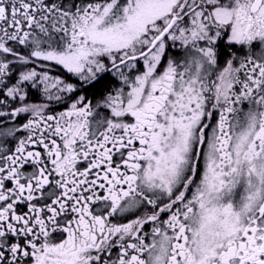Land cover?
<instances>
[{
	"label": "snow or ice",
	"instance_id": "6c2138e0",
	"mask_svg": "<svg viewBox=\"0 0 264 264\" xmlns=\"http://www.w3.org/2000/svg\"><path fill=\"white\" fill-rule=\"evenodd\" d=\"M0 264H264V0H0Z\"/></svg>",
	"mask_w": 264,
	"mask_h": 264
}]
</instances>
